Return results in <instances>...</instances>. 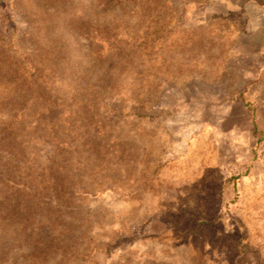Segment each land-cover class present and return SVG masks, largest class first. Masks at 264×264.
<instances>
[{
	"label": "rangeland",
	"instance_id": "374dc122",
	"mask_svg": "<svg viewBox=\"0 0 264 264\" xmlns=\"http://www.w3.org/2000/svg\"><path fill=\"white\" fill-rule=\"evenodd\" d=\"M176 1L154 45L133 39L149 19L90 13L123 50L78 35V68L48 78L80 125L20 165L30 192L0 210V264H264V0Z\"/></svg>",
	"mask_w": 264,
	"mask_h": 264
},
{
	"label": "trees",
	"instance_id": "16d2710c",
	"mask_svg": "<svg viewBox=\"0 0 264 264\" xmlns=\"http://www.w3.org/2000/svg\"><path fill=\"white\" fill-rule=\"evenodd\" d=\"M0 3V86L12 89L9 97L0 102L6 108L0 114V152L5 157L0 159V210L13 215L19 195L27 196L30 192L20 181L21 174L28 175L21 173L20 165L31 162L40 144L59 146L73 140L66 134L75 133L80 125L76 109L64 112V108H56L58 103L65 106L64 99L46 96L48 78L61 74L65 68L69 71L78 68L81 55L78 35L90 45L105 44L104 49H97L104 56L123 50L115 41L107 40L108 36L116 35L115 30L89 21L90 13L99 7L116 6L112 17L116 23L125 22L130 14L138 21L149 19L150 29L134 30L133 39L146 37L154 45L159 34L164 33L160 22L166 16L181 17L183 8L176 0H0ZM11 13L20 14L28 27V47L23 51L16 47ZM71 92L73 96L66 101L73 105L81 99H75L80 95L78 89ZM52 164L60 169L55 161Z\"/></svg>",
	"mask_w": 264,
	"mask_h": 264
}]
</instances>
